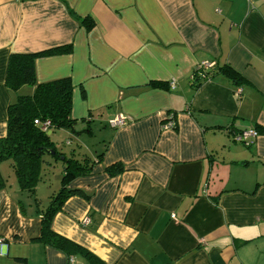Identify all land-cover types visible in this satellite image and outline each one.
Here are the masks:
<instances>
[{
  "label": "crops",
  "instance_id": "crops-1",
  "mask_svg": "<svg viewBox=\"0 0 264 264\" xmlns=\"http://www.w3.org/2000/svg\"><path fill=\"white\" fill-rule=\"evenodd\" d=\"M65 45L35 60L38 83L73 85L75 131L49 137L95 163L68 185L85 196L65 200L52 230L104 264H264V0H0V137L9 55ZM201 61L242 83L217 72L196 86ZM248 128L258 135L234 139ZM114 163L123 171L110 175ZM32 208L0 189V264H92L37 239Z\"/></svg>",
  "mask_w": 264,
  "mask_h": 264
},
{
  "label": "trees",
  "instance_id": "trees-1",
  "mask_svg": "<svg viewBox=\"0 0 264 264\" xmlns=\"http://www.w3.org/2000/svg\"><path fill=\"white\" fill-rule=\"evenodd\" d=\"M79 21L86 30L94 26L93 20L89 17L81 18ZM70 51L71 46L65 45L37 53L9 55L5 85L15 97L7 109L6 134L0 137V161H9L18 187L33 197L35 210L40 213V235L37 239L67 255L81 253L92 264H104L78 244L55 233L51 227L54 215L69 196L75 194L85 196L82 190L69 188L68 185L77 177L89 174L95 163L87 153L79 152L75 155L73 150L70 154L62 151L50 139L47 132L55 129L75 131L77 120L71 117L73 85L69 77L38 83L35 60L40 56ZM217 72L225 74L237 86L242 83L238 73L229 65L223 64L219 67L214 64L209 69L195 68L192 75L193 84L197 86L201 80ZM157 85L164 84L157 83ZM22 86H33L34 89L31 94L19 93ZM35 120H38L39 124H35ZM45 121H48L47 130L42 129ZM255 129L259 133V130ZM102 154L100 152L96 155L95 159L98 162ZM53 162L61 163L60 187L57 191L48 193V203L43 207L36 195V188L44 179L45 169L50 168ZM105 170L110 175H116L123 171V166L114 163L105 167ZM4 187L5 178L0 174V189ZM20 207L24 210L23 205L20 204Z\"/></svg>",
  "mask_w": 264,
  "mask_h": 264
},
{
  "label": "rangeland",
  "instance_id": "rangeland-1",
  "mask_svg": "<svg viewBox=\"0 0 264 264\" xmlns=\"http://www.w3.org/2000/svg\"><path fill=\"white\" fill-rule=\"evenodd\" d=\"M24 93L29 92L28 90H23ZM22 92V93H23ZM94 141L90 140L85 141L84 147L87 151L93 150L92 146H94ZM86 151V152H87ZM46 159H49V157H46ZM0 171L3 173L5 178V185L9 189V192L11 193V196L16 199V201L19 203V205H23V207L30 212V207L32 206L33 212H36L35 204L33 197L29 195L27 191H22L17 185V180L15 177V174L12 170V167L8 160H2L0 161ZM61 172V163L60 162H53V165L45 169V175L44 179L39 182L37 185L36 191H37V197L41 201V205L44 207L48 203V193L51 191H57L60 187L59 183V174ZM49 186V187H48Z\"/></svg>",
  "mask_w": 264,
  "mask_h": 264
},
{
  "label": "built area",
  "instance_id": "built-area-1",
  "mask_svg": "<svg viewBox=\"0 0 264 264\" xmlns=\"http://www.w3.org/2000/svg\"><path fill=\"white\" fill-rule=\"evenodd\" d=\"M214 64L215 63L212 62V61H210V62L209 61H201L199 64L196 65L195 68L196 69H209V68L213 67ZM239 91H240V89L239 88H236V93L237 94H239ZM126 119L127 118L125 116H123V115L120 114V115L114 116L111 120H109V123L112 126H120V125L125 124ZM34 123L35 124H39L38 120H35ZM47 126H48V121H45L42 124V129L47 130ZM172 126H173V122L171 120H168L166 122L165 127L166 128H172ZM47 132L49 133V130H47ZM257 135H258V132L256 131L255 128H248V129H243V130L239 131L238 133H236L234 135V139L236 141H239V142H245L246 139L255 137ZM0 242H2V238H0Z\"/></svg>",
  "mask_w": 264,
  "mask_h": 264
}]
</instances>
